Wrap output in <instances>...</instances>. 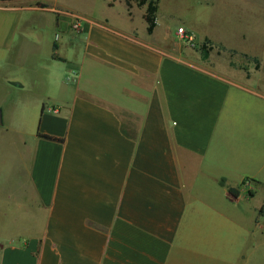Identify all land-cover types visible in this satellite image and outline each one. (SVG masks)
<instances>
[{
    "label": "crops",
    "instance_id": "1",
    "mask_svg": "<svg viewBox=\"0 0 264 264\" xmlns=\"http://www.w3.org/2000/svg\"><path fill=\"white\" fill-rule=\"evenodd\" d=\"M93 1L0 0V264H264V0Z\"/></svg>",
    "mask_w": 264,
    "mask_h": 264
},
{
    "label": "rangeland",
    "instance_id": "2",
    "mask_svg": "<svg viewBox=\"0 0 264 264\" xmlns=\"http://www.w3.org/2000/svg\"><path fill=\"white\" fill-rule=\"evenodd\" d=\"M126 4H129L130 0H124ZM38 8H41L42 10H44L43 12L45 14L41 15L40 13L36 12V11H28L25 10L23 11V19L24 21H26V23H28V25L30 26V28H34L35 31L37 32H42L43 34L48 35V38H51V42L54 38V36L56 34L59 35V31L54 28V21L52 18V15L54 16H60V15H66V16H70L72 19L71 21L74 22H78L81 20V17H79V15H77L74 11H72L71 9L67 8V7H60V6H53L52 8H50V12L51 14H46V12L48 11V8L45 7V9H43V7H41L40 5L45 4L42 1H38ZM110 4H112V2H110ZM46 5V4H45ZM48 7V6H47ZM37 8V9H38ZM40 9V10H41ZM89 10H91L92 12L95 13V15L97 17L99 16H107L109 15L110 17L112 16V12L108 11L109 9L104 7L102 4L101 0H94L92 5L88 7ZM116 9L118 10L119 7L117 6ZM73 23L71 24V27L73 28ZM221 49L220 47H218V52ZM227 54L229 55V57L236 63L237 61V57L234 54H230V52L228 51ZM248 59H246L245 57L243 58V64L247 61ZM231 64H233L231 62ZM18 65V64H16ZM16 75L19 76V70L16 71ZM6 108H7V104L3 105V111H0L1 114L4 116L6 113ZM255 202V200L253 201V203ZM262 252H263V256H264V238L262 239Z\"/></svg>",
    "mask_w": 264,
    "mask_h": 264
},
{
    "label": "trees",
    "instance_id": "3",
    "mask_svg": "<svg viewBox=\"0 0 264 264\" xmlns=\"http://www.w3.org/2000/svg\"><path fill=\"white\" fill-rule=\"evenodd\" d=\"M138 6H146L145 9V14H144V20L147 24V33L151 34L153 31V28L155 26V12H156V6H157V0H135ZM128 5V4H127ZM211 47H207L206 44H203L201 46V54H202V58L205 60L208 57V53L210 51ZM225 50V49H223ZM230 52V51H229ZM235 52H230V54H234ZM245 58L247 59L248 57L245 56ZM249 59V58H248ZM255 62V68L258 67V62L254 59ZM40 137L45 138L47 140H51V141H61L60 139H56L50 136H45V135H40ZM232 193V192H231ZM259 213L262 214L263 213V207L260 208Z\"/></svg>",
    "mask_w": 264,
    "mask_h": 264
},
{
    "label": "built area",
    "instance_id": "4",
    "mask_svg": "<svg viewBox=\"0 0 264 264\" xmlns=\"http://www.w3.org/2000/svg\"><path fill=\"white\" fill-rule=\"evenodd\" d=\"M73 28H74L75 30H77V29L79 28V23H78V22H74V23H73ZM176 33H177V35L180 36V38H181L183 41H185V42H187V43H191V37H190L189 35L185 34L183 28H181V27L178 28L177 31H176ZM251 184H252V183H251L250 181H248V180H245V181L243 182V185H246V186H250Z\"/></svg>",
    "mask_w": 264,
    "mask_h": 264
}]
</instances>
